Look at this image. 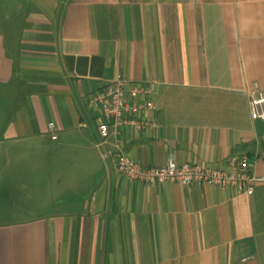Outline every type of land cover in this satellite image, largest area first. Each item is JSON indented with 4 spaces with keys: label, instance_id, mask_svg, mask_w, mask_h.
I'll return each mask as SVG.
<instances>
[{
    "label": "crops",
    "instance_id": "0c3cea01",
    "mask_svg": "<svg viewBox=\"0 0 264 264\" xmlns=\"http://www.w3.org/2000/svg\"><path fill=\"white\" fill-rule=\"evenodd\" d=\"M8 1L0 264H264V119L249 110L264 92V0H30L22 19ZM118 75L155 106L99 147L106 119L87 100ZM117 138L143 166L244 153L261 179L251 194L133 179L116 168Z\"/></svg>",
    "mask_w": 264,
    "mask_h": 264
},
{
    "label": "built area",
    "instance_id": "2783aa9c",
    "mask_svg": "<svg viewBox=\"0 0 264 264\" xmlns=\"http://www.w3.org/2000/svg\"><path fill=\"white\" fill-rule=\"evenodd\" d=\"M143 91L144 87L130 83L124 75H118L89 96L87 106L97 109L106 119L97 123V146L105 143L110 125L116 131L121 125L140 129L149 124L144 113L155 105L139 99ZM249 110L253 119H264V92L257 87H253L249 94ZM47 129L51 137L56 138V125L53 121L47 123ZM115 142L118 149L116 168L133 179L151 183L172 180L182 185L193 181L205 182L247 194L253 192L255 183L261 179L249 171L248 158L244 153L233 155L224 166H209L200 162L178 163L173 157L161 165L143 166L126 154L118 138ZM103 156L106 157L107 152H103Z\"/></svg>",
    "mask_w": 264,
    "mask_h": 264
},
{
    "label": "rangeland",
    "instance_id": "374dc122",
    "mask_svg": "<svg viewBox=\"0 0 264 264\" xmlns=\"http://www.w3.org/2000/svg\"><path fill=\"white\" fill-rule=\"evenodd\" d=\"M19 3L22 7L16 8L14 6V0H9L7 2L6 8L9 11H12L15 14V16L17 17V19H20V18L22 19L24 14L29 12V10L33 9V4L30 0H19ZM16 22H15V24H16ZM18 24L22 25V21H19ZM10 94H13L11 86L6 87L5 94L0 98V102L3 101V103H4V110H5L4 116L1 119H5L8 117L7 115H8L9 110L7 109V107H9L10 105L9 106H7V105L10 104V102H11L10 96H9Z\"/></svg>",
    "mask_w": 264,
    "mask_h": 264
}]
</instances>
